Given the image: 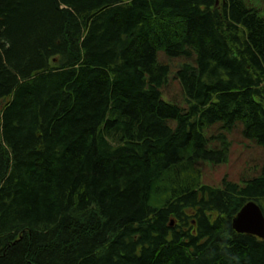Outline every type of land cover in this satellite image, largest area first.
Wrapping results in <instances>:
<instances>
[{
    "label": "trees",
    "instance_id": "1",
    "mask_svg": "<svg viewBox=\"0 0 264 264\" xmlns=\"http://www.w3.org/2000/svg\"><path fill=\"white\" fill-rule=\"evenodd\" d=\"M159 51L195 57L175 73L185 107ZM237 122L264 147L246 0H0V264H264L232 226L264 212V166L220 187L198 167L228 161Z\"/></svg>",
    "mask_w": 264,
    "mask_h": 264
},
{
    "label": "rangeland",
    "instance_id": "2",
    "mask_svg": "<svg viewBox=\"0 0 264 264\" xmlns=\"http://www.w3.org/2000/svg\"><path fill=\"white\" fill-rule=\"evenodd\" d=\"M246 3L249 6L260 8L261 12H264L263 0H246ZM158 58L160 62L169 64L171 67L168 82L162 87L164 98L185 107L183 90L175 73L185 60L195 63V57L188 59L169 58L164 51H159ZM169 124L175 127L177 122L170 121ZM244 130L245 124L237 122L236 127L227 133L228 140L231 143L227 162L213 163L206 161L198 164V167L202 169L205 184L220 187L224 178H227L243 185L247 180L261 175L264 166V147L256 140L247 138ZM205 132L208 136L212 132H222V123L209 126ZM219 146L220 143L217 147Z\"/></svg>",
    "mask_w": 264,
    "mask_h": 264
},
{
    "label": "water",
    "instance_id": "3",
    "mask_svg": "<svg viewBox=\"0 0 264 264\" xmlns=\"http://www.w3.org/2000/svg\"><path fill=\"white\" fill-rule=\"evenodd\" d=\"M238 233L252 234L264 239V212L255 201L246 203L232 221Z\"/></svg>",
    "mask_w": 264,
    "mask_h": 264
}]
</instances>
